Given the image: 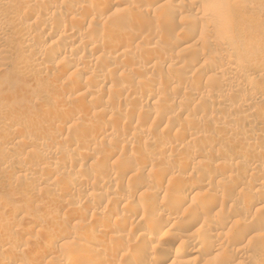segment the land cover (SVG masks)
I'll list each match as a JSON object with an SVG mask.
<instances>
[{"label": "rangeland", "instance_id": "374dc122", "mask_svg": "<svg viewBox=\"0 0 264 264\" xmlns=\"http://www.w3.org/2000/svg\"><path fill=\"white\" fill-rule=\"evenodd\" d=\"M97 1L0 0V264H264V0Z\"/></svg>", "mask_w": 264, "mask_h": 264}, {"label": "bare ground", "instance_id": "6f19581e", "mask_svg": "<svg viewBox=\"0 0 264 264\" xmlns=\"http://www.w3.org/2000/svg\"><path fill=\"white\" fill-rule=\"evenodd\" d=\"M97 1V0H96ZM101 1V0H100ZM103 1V0H102ZM154 1V0H153ZM98 2V1H97ZM148 12V11H147ZM204 12V11H203ZM202 12V13H203ZM202 17H204V13H203V16ZM205 17H206V14H205ZM1 24V23H0ZM51 24H53V23H51ZM55 24V23H54ZM1 26V25H0ZM209 28V27H208ZM4 32V31H3ZM4 35V34H3ZM3 38V37H2ZM223 47V46H222ZM95 50L96 51H101V48H102V46L100 45V44H96L95 45ZM93 49V48H92ZM148 50V49H147ZM200 50V49H199ZM226 50V49H225ZM97 53V52H96ZM202 53H204V52H202ZM201 53V54H202ZM205 55V54H204ZM207 55V54H206ZM205 55V56H206ZM236 67V66H235ZM236 70V69H235ZM237 72V71H236ZM257 131V130H256ZM255 134V133H254ZM144 152H142V154L140 155L139 154V157H142L143 159H145V157H144V154H143ZM147 157V156H146ZM141 159V158H140ZM142 159V160H143ZM182 170V169H181ZM140 171V170H139ZM111 182V181H110ZM113 184V183H112ZM85 190H88V189H86L85 187L84 188H82L81 187V191H84L85 192ZM91 191V190H90ZM154 191H157V189L155 188V190ZM189 191V190H188ZM187 191V192H188ZM101 193V192H100ZM122 193H124V192H122ZM154 193V192H153ZM82 194H84V193H82ZM98 196V195H97ZM117 196V195H116ZM124 194L122 195V196H120V198H119V200H121V201H123V199H129V198H124ZM127 196V195H126ZM125 196V197H126ZM154 196V195H153ZM152 196V197H153ZM119 197V196H118ZM128 197V196H127ZM186 196L183 198V199H181V201L182 202H179L180 203V205H181V207L180 208H183V204H185V202H186ZM190 199V198H189ZM115 200H117V199H115ZM153 200V199H152ZM189 201V200H188ZM196 201V200H195ZM119 202V201H118ZM156 202V201H155ZM154 202V203H155ZM201 202V201H200ZM113 203V202H112ZM153 203V204H154ZM187 203V202H186ZM122 204V203H121ZM127 204V203H126ZM178 204V202H175V200L173 201V199L172 200H170V202H168L167 204L165 203L164 205H162L161 206V208H160V210H159V213L158 214H156L157 215V219L154 221V223L156 224L157 223V225L160 223V225H159V228H162V227H164V226H166L165 224H167L168 223V221L165 223L164 221H162V220H164L163 218L166 216V215H168L169 213H171V212H173V210L176 208V206H178L177 205ZM196 204H197V202H196ZM202 204V203H201ZM118 205V204H117ZM123 205V204H122ZM215 205V204H214ZM124 207H122V210L124 211V214H126L125 212H128V213H132V212H138V209L134 206V207H131L130 209H126L125 208V203H124V205H123ZM209 208L211 207H213V202L212 203H210L209 202V204L207 205ZM118 208V207H117ZM208 209V208H207ZM137 210V211H136ZM208 211V210H207ZM201 212V211H200ZM206 212V211H205ZM175 213V212H174ZM203 214V213H202ZM197 215H199V214H197ZM125 216V215H124ZM128 216V215H127ZM132 216L131 215H129L128 217H126L125 216V218L122 220L123 222L121 223V222H116V220H113V219H111V218H109V221H107L108 222V225L107 226H105V227H102V226H99L98 227V229H96L97 231H99L100 233H103V234H112L113 236L116 234V233H119V229L120 228H125L126 227V224H128L131 220H132ZM171 219V218H170ZM175 220H177V219H175ZM174 220V221H175ZM185 220V219H184ZM178 221V220H177ZM180 221V220H179ZM191 221V220H190ZM189 221V222H190ZM62 222V221H61ZM170 222V221H169ZM172 222V221H171ZM184 222V221H183ZM153 223V224H154ZM105 224V223H104ZM154 224V225H155ZM178 224H180V223H178ZM177 224V225H178ZM106 225V224H105ZM159 230V229H158ZM164 230V229H163ZM160 232V231H159ZM125 233V232H124ZM126 234V233H125ZM122 235V234H120L118 237L116 236V238H117V240H118V238H124L126 235ZM114 236V237H115ZM180 236H181V234H180ZM185 236V235H184ZM187 236V235H186ZM204 236V235H203ZM200 236L199 237V241L202 243V244H204V243H206L207 242V240L208 239H206V237L204 236ZM159 237V236H158ZM184 241V239H181V237H179V235L177 234V235H175V236H173V238L170 240V243L171 244H173V243H175L176 241L178 242V241ZM123 241V240H122ZM147 241H149L148 239H146L145 238V240H142V244L144 243V244H147ZM182 241V242H183ZM198 241V242H199ZM40 242V241H39ZM39 242H38V244H39ZM99 242V241H98ZM113 242V241H112ZM121 242V241H120ZM97 243V242H96ZM122 243V242H121ZM141 243V242H140ZM102 244V243H101ZM118 247L119 246H116L115 244L114 245H112L111 246V251L110 252H114L116 249H118ZM141 247V246H140ZM83 248H85V249H87L90 253H91V251L93 252V251H95L96 250V246H94V245H91V244H83ZM85 249H83V250H85ZM137 249H139V246L137 247ZM192 251V250H191ZM194 251H195V248H194ZM87 252V251H86ZM88 252V253H89ZM117 252V251H116ZM115 252V253H116ZM94 253H96V252H94ZM111 254V253H110ZM95 255V254H94ZM126 255H128V254H126ZM77 256V255H76ZM88 256H91V255H86L85 253H80V255H79V259L81 258L82 260L84 259V261L86 260H88V259H90V258H88ZM88 258V259H87ZM92 258V257H91ZM94 258V257H93ZM168 258H169V254L168 253H163V255L160 257V259L158 260L159 261V263H157V264H166V262H168ZM78 261V260H77ZM137 261V260H136ZM140 262V261H139Z\"/></svg>", "mask_w": 264, "mask_h": 264}]
</instances>
